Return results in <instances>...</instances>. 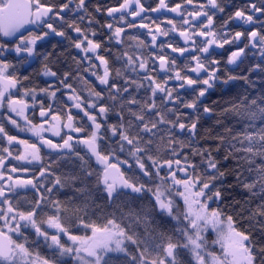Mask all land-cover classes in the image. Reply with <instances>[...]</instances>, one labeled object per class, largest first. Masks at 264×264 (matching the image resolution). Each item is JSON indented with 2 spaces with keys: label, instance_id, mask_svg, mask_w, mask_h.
Returning a JSON list of instances; mask_svg holds the SVG:
<instances>
[{
  "label": "snow or ice",
  "instance_id": "snow-or-ice-1",
  "mask_svg": "<svg viewBox=\"0 0 264 264\" xmlns=\"http://www.w3.org/2000/svg\"><path fill=\"white\" fill-rule=\"evenodd\" d=\"M223 13V0H0V264H264V95L248 91L252 73L264 83V0L217 26ZM236 188L248 198L226 204Z\"/></svg>",
  "mask_w": 264,
  "mask_h": 264
},
{
  "label": "flooded vegetation",
  "instance_id": "flooded-vegetation-1",
  "mask_svg": "<svg viewBox=\"0 0 264 264\" xmlns=\"http://www.w3.org/2000/svg\"><path fill=\"white\" fill-rule=\"evenodd\" d=\"M92 3H99L102 7L105 6H118L119 0H91ZM178 2V0H177ZM245 2V0H223V3L225 5V13L223 14H218L217 16V26H219V23L221 22L222 19L226 18L227 13L229 11L233 10V5H242ZM154 6V4H153ZM157 18V14H153V19ZM167 18H172V19H177L179 21V18L175 16V14H169ZM97 19H101V21L103 22V16H97ZM160 19H165V17L161 16ZM229 29H233V30H242V27H248V26H242L241 23L239 21H231L229 23ZM141 38H144L143 36ZM171 38V37H169ZM220 52V56L218 58L222 59V64L226 62L227 56L229 54V50H228V46H225V49L219 50ZM255 60L253 57L249 56L248 60H246L244 63H239L238 62V66L237 65H230L228 66V70L233 72V73H243L246 72V69L248 67V65L254 63ZM178 63H180V61H178ZM18 73L20 75H29L30 79L37 85L42 84L43 79H47V78H42L40 77L37 73H38V66L34 65L33 67H28L26 64H20L18 65ZM225 89L224 87H217L215 90H210L209 94L203 98L204 99V103L211 106V102L213 100H215V93L218 90H223ZM187 99H191V96H188L187 94H185ZM208 121L204 120L202 118L201 123L204 124V127L208 124ZM9 131L12 134H16V130L13 128L9 127ZM19 135H21V137H26L29 134L28 133H19ZM65 171H67V169H65ZM65 191L68 193L69 196L72 195L71 191L69 189H65ZM21 198H30L32 196V193L28 190H21L19 193ZM94 210L98 213V215L102 216L105 212L110 211V209L108 208L107 204L104 203V201L102 199H98L96 201V205L94 206ZM127 210V209H125ZM112 254L114 256H118V257H122L124 256L122 253L121 254Z\"/></svg>",
  "mask_w": 264,
  "mask_h": 264
},
{
  "label": "trees",
  "instance_id": "trees-1",
  "mask_svg": "<svg viewBox=\"0 0 264 264\" xmlns=\"http://www.w3.org/2000/svg\"><path fill=\"white\" fill-rule=\"evenodd\" d=\"M241 74H245V72H243ZM250 79L257 81V83L255 84V86L253 88L248 89V91H249L250 95L257 97L258 102H259V97L261 95H264V83H261L259 81V74L258 73H252L250 75ZM244 87H245V85L243 84V82L238 81L236 83L230 84L227 88H225L223 90H218L215 93V100H213L211 102V106H213V102H217V104H219V105H224L226 101L235 97V95L238 92H240ZM207 123L208 124L205 126V129L215 131V128L213 127L214 121H208ZM253 124H254V127L256 129H259L260 127L264 126V122H261L259 118H257V120L253 122ZM237 127H242V125H237ZM226 195H229V200L225 202L226 204H230L231 199L233 197L238 201H243L244 199L248 198L247 194L239 188L232 190L230 193H226ZM232 210L233 209L230 208V211H232ZM244 226L245 227L248 226L246 222H244ZM256 227L260 228L261 225L257 224ZM112 258H113L114 264H123L124 256H122V257L114 256ZM180 260H185V257L182 255L180 257Z\"/></svg>",
  "mask_w": 264,
  "mask_h": 264
},
{
  "label": "rangeland",
  "instance_id": "rangeland-1",
  "mask_svg": "<svg viewBox=\"0 0 264 264\" xmlns=\"http://www.w3.org/2000/svg\"><path fill=\"white\" fill-rule=\"evenodd\" d=\"M114 254H116V253H114ZM114 254H113V255H114ZM118 254H121V253H118ZM118 254H117V255H118ZM113 255H112V256H113ZM179 259H180V257H179Z\"/></svg>",
  "mask_w": 264,
  "mask_h": 264
}]
</instances>
